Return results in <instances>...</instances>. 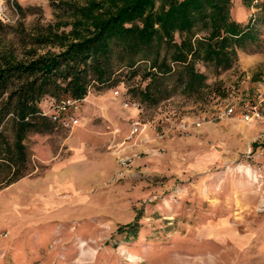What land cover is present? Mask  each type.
I'll list each match as a JSON object with an SVG mask.
<instances>
[{
    "label": "rangeland",
    "instance_id": "rangeland-1",
    "mask_svg": "<svg viewBox=\"0 0 264 264\" xmlns=\"http://www.w3.org/2000/svg\"><path fill=\"white\" fill-rule=\"evenodd\" d=\"M59 1L0 0V51L57 50L34 39L49 25L64 29ZM233 1L240 20L243 5ZM208 73L226 96L179 93L141 109L125 84L92 88L80 127L31 134V173L0 188V264H264V122L215 120L254 100L264 50L239 51L233 68ZM130 223L136 232L120 231Z\"/></svg>",
    "mask_w": 264,
    "mask_h": 264
},
{
    "label": "trees",
    "instance_id": "trees-1",
    "mask_svg": "<svg viewBox=\"0 0 264 264\" xmlns=\"http://www.w3.org/2000/svg\"><path fill=\"white\" fill-rule=\"evenodd\" d=\"M17 8L25 9L18 2ZM247 21L233 18V0H71L53 3L65 18L54 31L36 36V44L57 50L18 58L0 51V188L31 173L27 139L58 123L42 104L53 98L82 100L125 84V95L150 108L181 93L226 96L221 83H209L231 69L239 51L264 50V0H241ZM69 27V30L66 28ZM136 223L120 231H137Z\"/></svg>",
    "mask_w": 264,
    "mask_h": 264
},
{
    "label": "built area",
    "instance_id": "built-area-1",
    "mask_svg": "<svg viewBox=\"0 0 264 264\" xmlns=\"http://www.w3.org/2000/svg\"><path fill=\"white\" fill-rule=\"evenodd\" d=\"M0 13H3V7L0 10ZM1 18L5 20L4 16ZM115 93L119 94V91L117 90ZM80 101L81 100L72 98H67L62 101L50 98L47 101L49 109L43 111L45 115L49 116L53 122L58 123L60 127L67 130L73 129L79 126L81 123L78 116L80 110ZM128 105L129 104H126V106ZM242 107V110L239 112L233 106L226 107L217 113L215 120L236 117L245 123L264 122V77L259 83V89L254 95V100L248 99L245 103H243ZM205 123L206 118L203 117L198 118L192 124H194L195 127H200ZM179 127L185 130L189 127V124L182 122ZM138 129V127H135L133 132L138 131ZM261 137L264 140V133L261 135Z\"/></svg>",
    "mask_w": 264,
    "mask_h": 264
},
{
    "label": "crops",
    "instance_id": "crops-1",
    "mask_svg": "<svg viewBox=\"0 0 264 264\" xmlns=\"http://www.w3.org/2000/svg\"><path fill=\"white\" fill-rule=\"evenodd\" d=\"M242 8H244V9H243V11H244V16L242 17V19L238 20V21H240V22H244V21H246L247 18H248V14H249V11L247 10V8H245L244 6H243ZM42 106H43V104H42ZM81 124H82V123H80V125L77 126V127H75V128L80 127ZM13 184H14V183H13ZM11 185H12V184H11Z\"/></svg>",
    "mask_w": 264,
    "mask_h": 264
},
{
    "label": "bare ground",
    "instance_id": "bare-ground-1",
    "mask_svg": "<svg viewBox=\"0 0 264 264\" xmlns=\"http://www.w3.org/2000/svg\"><path fill=\"white\" fill-rule=\"evenodd\" d=\"M2 9V6L0 5V10Z\"/></svg>",
    "mask_w": 264,
    "mask_h": 264
}]
</instances>
